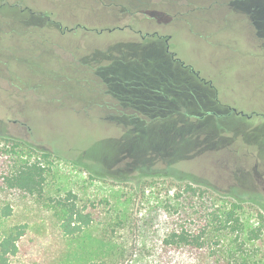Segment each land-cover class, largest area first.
Returning <instances> with one entry per match:
<instances>
[{
	"label": "rangeland",
	"instance_id": "obj_1",
	"mask_svg": "<svg viewBox=\"0 0 264 264\" xmlns=\"http://www.w3.org/2000/svg\"><path fill=\"white\" fill-rule=\"evenodd\" d=\"M3 17L52 42L10 54L41 77L0 64V136L46 170L41 197L0 190V238L27 225L12 264H83V239L61 236L49 199L107 198L104 216L139 218L156 205L137 202L141 177L158 201L191 183L264 213V0H0Z\"/></svg>",
	"mask_w": 264,
	"mask_h": 264
},
{
	"label": "trees",
	"instance_id": "obj_2",
	"mask_svg": "<svg viewBox=\"0 0 264 264\" xmlns=\"http://www.w3.org/2000/svg\"><path fill=\"white\" fill-rule=\"evenodd\" d=\"M42 31L16 18L3 17L0 64L8 66L10 61H15L11 53L35 52L41 49L39 45L51 46V40L44 38L46 32ZM36 38L42 40L40 44L34 41ZM45 50V53L52 51ZM27 59L16 58L15 62L27 71L24 73L35 78L37 72L31 69ZM53 75L51 71L46 76ZM23 149L32 151L20 140L0 136V190L41 197L45 167L41 162H31L30 155L24 158ZM141 178L128 180L138 185L133 192L137 202L141 204L144 200L148 204L155 195L156 205L145 209L139 218L122 211L104 216V209L109 206L107 198L83 206L68 198L49 199L61 236L83 239L73 254L79 253L83 264H264V213H257L255 220L245 217V203L241 200L191 183L167 186L164 191L170 197L158 201L157 195L162 189L158 184L149 183L148 190ZM144 193L148 195L146 200ZM117 199L128 201L121 195ZM1 213L4 217L10 216V207H3ZM26 228V224L14 226L0 238V264H12L11 258L18 253ZM92 231L98 234V239L92 238ZM90 238L97 246L95 250L88 249Z\"/></svg>",
	"mask_w": 264,
	"mask_h": 264
},
{
	"label": "flooded vegetation",
	"instance_id": "obj_3",
	"mask_svg": "<svg viewBox=\"0 0 264 264\" xmlns=\"http://www.w3.org/2000/svg\"><path fill=\"white\" fill-rule=\"evenodd\" d=\"M148 36V35H147ZM143 37H145V36H143ZM164 42H165V45L167 46V43H168V38L166 37L165 39H164ZM166 52H168L167 50H166ZM171 54V56H173V54L172 53H170ZM194 73V72H193ZM196 76H197V73H194ZM233 112H235V110L233 109ZM248 117H250V116H248Z\"/></svg>",
	"mask_w": 264,
	"mask_h": 264
},
{
	"label": "water",
	"instance_id": "obj_4",
	"mask_svg": "<svg viewBox=\"0 0 264 264\" xmlns=\"http://www.w3.org/2000/svg\"><path fill=\"white\" fill-rule=\"evenodd\" d=\"M60 30V29H59ZM144 36H147V35H144ZM143 37V36H142ZM166 50L168 51V45L166 46ZM241 114V113H240ZM242 115V114H241Z\"/></svg>",
	"mask_w": 264,
	"mask_h": 264
}]
</instances>
